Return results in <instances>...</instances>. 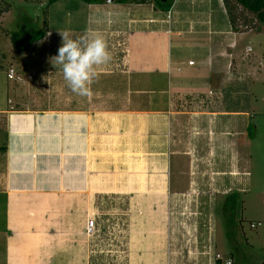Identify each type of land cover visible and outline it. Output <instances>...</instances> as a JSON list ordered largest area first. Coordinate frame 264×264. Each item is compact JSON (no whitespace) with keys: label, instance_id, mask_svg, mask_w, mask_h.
<instances>
[{"label":"rangeland","instance_id":"1","mask_svg":"<svg viewBox=\"0 0 264 264\" xmlns=\"http://www.w3.org/2000/svg\"><path fill=\"white\" fill-rule=\"evenodd\" d=\"M179 2V11L172 17L173 28L189 29L191 21L205 16L196 13L197 0ZM48 3L49 0H0V86H8V82L17 85L15 109L92 113L126 107L129 95L119 85L110 93L103 87L107 82L92 83V94L80 96L69 88L59 66L50 63V57L56 56L62 46L58 30L69 31L72 39L91 38L89 32L78 28L73 15L65 17L61 8H50ZM141 4L145 9L158 10L153 0ZM236 14V31L245 28V19L252 25L257 20L246 10H237ZM102 25L97 37L107 43L111 60L96 70L116 69L115 64L126 55L127 32L117 34ZM35 30L44 31L45 36L18 51L14 33H21L17 42L23 48L27 33ZM10 68L23 81L8 79ZM244 69L236 62L230 63L229 72L212 75V91L176 95L174 110L183 115L173 117L172 150L175 157H187L180 159L175 170L177 174L180 171L176 175L182 179L179 177L181 187L173 189L177 193L170 201L168 230L179 264H217L218 260L221 264H264V85L253 83ZM77 130L78 127L74 129ZM114 161L124 169L121 154L111 160ZM3 171L1 166L0 173ZM96 190L101 191H92V197L87 199L90 204L86 203V226L78 233L74 228L66 229V221H61L62 213L68 210L62 205L63 195L19 197L12 219L23 245H15V262L158 264V229L164 219L161 205H144L141 193L131 196ZM233 193L239 200L230 216L233 223L228 226L222 208L226 197ZM2 210L0 205V215ZM93 219L97 230L89 235L86 227ZM218 254L221 259H217ZM161 260L164 261L162 257Z\"/></svg>","mask_w":264,"mask_h":264},{"label":"crops","instance_id":"2","mask_svg":"<svg viewBox=\"0 0 264 264\" xmlns=\"http://www.w3.org/2000/svg\"><path fill=\"white\" fill-rule=\"evenodd\" d=\"M196 4V13L205 16L191 21L185 30L173 28L179 0L169 11H151L141 3L82 0L50 5L61 8L65 17L73 15L78 28L89 32L91 39L97 38L103 23L114 33L127 32L126 55L116 69L96 70L93 83L107 82L103 87L110 93L120 86L129 97L122 109L22 112L13 103L17 85L0 86V164L4 166L0 264H18L16 251L23 240L14 231L12 212L19 197L63 195L62 205L68 210L61 221L78 233L86 226V203L99 188L108 190L106 194L141 193L144 205L158 202L164 209L158 229V264H179L168 230L170 201L181 187L180 171L175 170L180 159L187 157H175L172 150L173 117L183 115L174 110L176 95L212 91V75L229 72L233 62L245 67L253 83L264 85V25L255 20L252 27L236 31L223 0H197ZM225 113L229 115L218 112ZM118 154L124 169L111 162Z\"/></svg>","mask_w":264,"mask_h":264},{"label":"clouds","instance_id":"3","mask_svg":"<svg viewBox=\"0 0 264 264\" xmlns=\"http://www.w3.org/2000/svg\"><path fill=\"white\" fill-rule=\"evenodd\" d=\"M62 46L56 56L50 57L54 67L59 66L69 88L80 96L92 94L91 84L97 76L96 68L111 60L108 45L102 37L88 39L86 36L72 39L67 30H58ZM51 32L47 35L51 36Z\"/></svg>","mask_w":264,"mask_h":264},{"label":"trees","instance_id":"4","mask_svg":"<svg viewBox=\"0 0 264 264\" xmlns=\"http://www.w3.org/2000/svg\"><path fill=\"white\" fill-rule=\"evenodd\" d=\"M56 1L58 0H49V3H48L49 6L55 3ZM82 1L88 4H100V3L106 2V0H82ZM144 1L146 0H114L115 3H119V4H126V3H132V2L141 3ZM153 1L156 7L163 11H169L174 2V0H165V1L153 0ZM223 2L229 14L231 26L234 30H237V26H236L237 19H238L237 15H239V14H236L237 10L238 11L246 10L247 12L252 13L253 15H255L256 19L259 22L264 24V0H223ZM238 7L240 8V10L238 9ZM242 26L248 28V27H252L253 25L247 22L245 19ZM20 36H21L20 32H16L13 35L14 47H16L18 51L29 48L33 42L43 38L45 36V32L41 30H37V31L35 30V31L28 32L26 40H25V46L23 48L18 46L17 39ZM248 129L250 130L249 135H252L253 133L251 131V127H249ZM238 200H239L238 194L234 193L228 196V199L224 204V208H223L224 215L226 216L229 226L233 223V217H230V216H233ZM217 264H221V261L218 260Z\"/></svg>","mask_w":264,"mask_h":264},{"label":"built area","instance_id":"5","mask_svg":"<svg viewBox=\"0 0 264 264\" xmlns=\"http://www.w3.org/2000/svg\"><path fill=\"white\" fill-rule=\"evenodd\" d=\"M114 0H106V3L107 4H111L113 3ZM192 64V63H191ZM8 78L12 81H23V78L22 76H20L19 74H17V72L15 71V69L13 68H10V70L8 71ZM86 231L89 235H94L97 228H96V225H95V220H90L89 223L87 224V227H86ZM217 259H221V256L218 254L217 255ZM229 264H231V262L229 261L228 262Z\"/></svg>","mask_w":264,"mask_h":264},{"label":"flooded vegetation","instance_id":"6","mask_svg":"<svg viewBox=\"0 0 264 264\" xmlns=\"http://www.w3.org/2000/svg\"><path fill=\"white\" fill-rule=\"evenodd\" d=\"M233 194H234V193H233ZM230 195H232V194H230ZM230 195H228V196H230ZM228 196L226 197V200H225V202L227 201V199H228ZM225 202H224V204H225ZM223 208H224V205H223ZM223 208H222V211H224V210H223ZM226 224L229 226L227 219H226Z\"/></svg>","mask_w":264,"mask_h":264},{"label":"water","instance_id":"7","mask_svg":"<svg viewBox=\"0 0 264 264\" xmlns=\"http://www.w3.org/2000/svg\"><path fill=\"white\" fill-rule=\"evenodd\" d=\"M163 1H165V0H163Z\"/></svg>","mask_w":264,"mask_h":264},{"label":"bare ground","instance_id":"8","mask_svg":"<svg viewBox=\"0 0 264 264\" xmlns=\"http://www.w3.org/2000/svg\"><path fill=\"white\" fill-rule=\"evenodd\" d=\"M221 261V260H220Z\"/></svg>","mask_w":264,"mask_h":264}]
</instances>
